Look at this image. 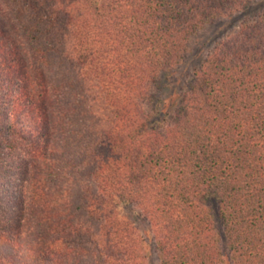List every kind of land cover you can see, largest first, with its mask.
<instances>
[{
    "label": "trees",
    "instance_id": "obj_1",
    "mask_svg": "<svg viewBox=\"0 0 264 264\" xmlns=\"http://www.w3.org/2000/svg\"><path fill=\"white\" fill-rule=\"evenodd\" d=\"M253 1L0 0V264H264V11L145 110Z\"/></svg>",
    "mask_w": 264,
    "mask_h": 264
},
{
    "label": "rangeland",
    "instance_id": "obj_2",
    "mask_svg": "<svg viewBox=\"0 0 264 264\" xmlns=\"http://www.w3.org/2000/svg\"><path fill=\"white\" fill-rule=\"evenodd\" d=\"M262 11H264V0H255L245 9L230 16L208 22L197 30L190 38L187 50L178 65L166 75L159 76L158 85L153 89V94L147 101L145 110H149L154 104H156L153 108L155 110H159L160 106H157L162 104L164 112L169 105L173 107L179 95L189 83L193 70L210 54L216 44L232 35L242 21L253 20ZM211 207L214 208V205ZM124 213L129 216L137 229L136 234L141 245V253L145 257V264H157L156 251L149 227L142 217L138 216L137 212L124 210ZM214 222L215 229L220 236V264H231L228 252L223 245L221 227L215 216Z\"/></svg>",
    "mask_w": 264,
    "mask_h": 264
}]
</instances>
